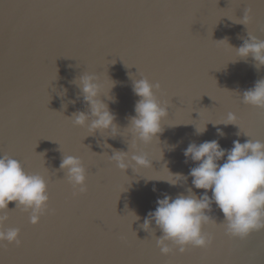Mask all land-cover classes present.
<instances>
[{
  "label": "water",
  "instance_id": "water-1",
  "mask_svg": "<svg viewBox=\"0 0 264 264\" xmlns=\"http://www.w3.org/2000/svg\"><path fill=\"white\" fill-rule=\"evenodd\" d=\"M229 4L250 7L248 27L238 24L234 10H223ZM237 15L242 19L243 10ZM248 33L264 40L261 0H0V156L43 175L50 197L37 227L30 213L9 204L5 227L21 229L23 247L0 245V264H264V228L230 236L215 203L206 213L211 221L204 232L212 238L206 250L163 256L156 243L163 233L155 223L150 233L141 228L164 194L175 198L191 188L197 198L203 195L189 175L196 164L183 155L190 143L218 140L229 150L233 141L250 139L249 132L264 141V109L242 102V93L264 79V67L257 70L251 57L239 60L234 49ZM83 74L98 76L106 91L115 82L109 93L115 101L101 97L116 116L115 138L90 135L71 120L88 111L71 83ZM139 76L160 83L156 96L169 106L163 133L147 147L128 128L139 99L132 77ZM229 112L239 127L209 123ZM206 123L207 131L196 135L194 124ZM116 151H147L152 168L122 172L111 162ZM64 154L87 169L83 195H74L60 169ZM169 171L187 180L176 186L155 181L171 179ZM136 235L150 245L143 249Z\"/></svg>",
  "mask_w": 264,
  "mask_h": 264
},
{
  "label": "clouds",
  "instance_id": "clouds-1",
  "mask_svg": "<svg viewBox=\"0 0 264 264\" xmlns=\"http://www.w3.org/2000/svg\"><path fill=\"white\" fill-rule=\"evenodd\" d=\"M242 20L243 23L238 24L246 26L251 21V10L244 14ZM234 49L239 60L246 61L251 57L257 70L264 67V40L248 33V39ZM133 77L132 90L139 99L135 105V116L129 118L128 128L135 140L147 147L163 133V125L169 118V106L161 103L156 96V92L161 89L159 83L153 84L144 76H139L138 79ZM71 83L80 89L88 107L87 112L80 111L72 116L74 125L86 129L90 135L99 132L106 137L115 138V132L119 129L115 122L116 116L101 99L108 97L115 101L114 97L109 96L115 82L110 91H106L105 85L96 75L83 74ZM242 102L264 109V79L258 80L253 88L242 93ZM209 123L214 126H238V116L229 112L222 122ZM209 123L202 127L194 124L196 135L204 134ZM217 135L224 137L225 133L217 128ZM248 137L250 139L244 143L233 141V147L229 150L223 149L218 140L204 141L199 145L193 142L184 150L186 162L191 160L196 164L189 172L192 185L195 189L204 190V193L197 198L190 188L188 195L180 194L172 198L164 194L162 199L158 198L156 209L148 213L141 228L150 233L153 231L152 224L155 223L163 233L156 239L163 256L173 255L175 249L184 254L189 248L206 250L211 246L212 238L204 232V226L211 221L206 213L212 211L213 203L223 213L230 236L245 238L252 231L264 228V141ZM128 153L129 151H116L110 156L117 169L125 173L131 169L137 174L152 168L153 159L149 152L134 151L131 156ZM60 169L66 173L68 183L77 190L74 195L87 192L88 173L80 158L64 154ZM171 177L155 181H165L176 186L187 180L181 173H171ZM209 191L212 193L211 197L208 195ZM12 202H15L16 208L30 213L29 222L37 227L48 210L50 197L47 180L43 175L29 174L18 160L4 154L0 156V245L5 242L16 246L21 244V229L5 227L9 220V204Z\"/></svg>",
  "mask_w": 264,
  "mask_h": 264
},
{
  "label": "snow or ice",
  "instance_id": "snow-or-ice-1",
  "mask_svg": "<svg viewBox=\"0 0 264 264\" xmlns=\"http://www.w3.org/2000/svg\"><path fill=\"white\" fill-rule=\"evenodd\" d=\"M261 3H264V0H261ZM223 10H225L226 12H232L234 10L235 17L240 21V23H243V20L237 15V13L239 11L243 10V13L245 14L248 10H250V7L248 5H245V4H237V5H230L229 4V6L226 9H223ZM226 17H228V16H226ZM246 27H248V26L246 25ZM161 87H162V85H161ZM165 94L167 95V93H165ZM173 98H175V97H173ZM251 135H252V133L249 132V136H251ZM97 159H98V157H97ZM90 172L92 173L91 169H90ZM94 174H97V172L94 173ZM121 239H123V237H121ZM135 240L138 241V242H142L143 249H146L150 245V240L151 239L138 240L137 235H136L135 236ZM17 247L18 248L23 247V241H21V244L19 246H17ZM177 261H179V260L177 259ZM150 264H172V259H165V260H162V261L161 260H158V259H153L152 261H150Z\"/></svg>",
  "mask_w": 264,
  "mask_h": 264
}]
</instances>
